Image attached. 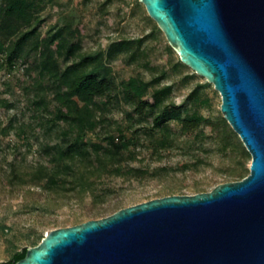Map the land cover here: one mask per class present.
<instances>
[{"label": "water", "instance_id": "water-1", "mask_svg": "<svg viewBox=\"0 0 264 264\" xmlns=\"http://www.w3.org/2000/svg\"><path fill=\"white\" fill-rule=\"evenodd\" d=\"M220 91L249 173L49 229L16 264H264V0H140Z\"/></svg>", "mask_w": 264, "mask_h": 264}, {"label": "trees", "instance_id": "trees-1", "mask_svg": "<svg viewBox=\"0 0 264 264\" xmlns=\"http://www.w3.org/2000/svg\"><path fill=\"white\" fill-rule=\"evenodd\" d=\"M1 4L0 54L5 55L10 67H14L20 57L29 62L33 55L27 72L30 74L33 70L35 75H30L27 90L33 92L32 99L38 108L34 117L43 130L41 135L45 138L50 136L42 140L41 135L37 136L42 153V159L37 163L21 165L16 162L20 161L16 156L9 160L12 162L7 183L0 188L9 196L22 190L27 182H44L40 199L44 196L84 203L88 197L90 200L81 213L83 219L80 221H83L109 215L145 199L184 194L186 191L182 185L172 186L165 194L161 190L148 193L142 199L128 197L122 189L125 183L140 178L145 168H150L152 161H144L145 151L162 160L166 152L176 149L188 155L195 167L208 161L213 148L199 133L203 124L214 128L218 136H223L222 146L216 151L221 154L219 161L226 171L222 178H212L214 185L241 179L249 173L251 153L222 113L209 118L191 114L182 116L183 105L169 103L153 115L149 124L139 122L132 135L101 134L96 138L102 123L101 109L106 104L100 101V96H112V89H116L107 65L97 62L96 53L84 54L70 61L77 43L62 30L44 41L37 35V27L21 29V26L32 23L36 10L34 1L0 0ZM156 28L159 29L158 26ZM57 36L60 41L55 46ZM124 44V41H114L108 56L112 57ZM139 86L136 79H131L123 87V93L140 117L145 118L147 110L159 102L164 88L156 90L155 100L151 101L144 98ZM1 103L12 107L9 100L2 99ZM172 120H179L186 132L181 140L177 135H171ZM32 129H35L34 125L27 124L15 112L9 116L2 132L9 134L13 131L22 137ZM198 154H201L200 159H197ZM162 170H168V166L153 167L152 173L158 176ZM196 188L197 192L207 190L204 184L196 185ZM25 253L26 246L14 251L0 264H16Z\"/></svg>", "mask_w": 264, "mask_h": 264}, {"label": "rangeland", "instance_id": "rangeland-1", "mask_svg": "<svg viewBox=\"0 0 264 264\" xmlns=\"http://www.w3.org/2000/svg\"><path fill=\"white\" fill-rule=\"evenodd\" d=\"M30 1L36 4L35 16L31 24H25L21 29L37 27V35L44 41L52 34L64 31L77 43L70 61L84 54L96 53L97 62L107 65L109 75L116 83L112 96H100V101L106 104L101 109L102 123L96 138L101 134L132 135L139 122L149 124L153 115L169 103L183 105L182 116L191 114L209 118L222 113L220 91L206 77L181 61L164 31L140 0ZM2 8L1 4V13ZM59 41L57 36L54 45L57 46ZM114 41H124L125 44L109 57L108 50ZM29 60H33V55ZM29 62L20 57L16 65L10 67L5 55L0 54V188L7 183L11 158L16 156L20 160L16 162L21 165L37 163L42 159L37 136L43 130L34 117L38 108L32 99L33 92L27 90L30 75H35L33 70L30 74L27 72ZM131 79L138 81L144 98L151 101L155 100L156 90L164 88L159 102L147 110L145 118L140 117L123 93V87ZM2 99L9 100L12 107L3 105ZM15 112L27 124L32 123L35 129L27 131L22 137L13 131L4 134L2 127ZM199 133L213 148L208 154V161L195 167L188 155L176 149L166 152L162 160L145 151L144 161H152L151 166L143 170L140 178L123 185L124 195L142 199L146 194L159 190L165 194L175 185L184 186L186 193H196V185L199 184L206 185L207 190L215 187L212 178H222L226 171L219 161L221 154L216 151L222 146L223 136H218L215 129L206 124L201 126ZM185 134L180 121L172 120L171 135H177L181 140ZM47 137L41 135V140L50 138L49 135ZM200 158L201 154H198L197 159ZM158 165L168 166V170H162L161 175L156 176L152 170ZM43 186L44 182H27L12 196L0 189V261L10 258L17 249L38 244L49 229L82 222L81 213L90 200L88 197L84 203L44 196L40 199Z\"/></svg>", "mask_w": 264, "mask_h": 264}]
</instances>
